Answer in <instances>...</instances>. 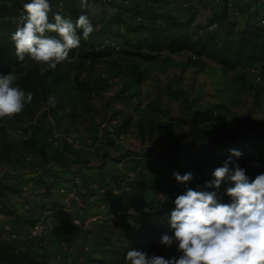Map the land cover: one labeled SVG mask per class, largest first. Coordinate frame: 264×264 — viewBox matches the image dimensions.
<instances>
[{
  "label": "rangeland",
  "instance_id": "1",
  "mask_svg": "<svg viewBox=\"0 0 264 264\" xmlns=\"http://www.w3.org/2000/svg\"><path fill=\"white\" fill-rule=\"evenodd\" d=\"M188 1L199 10L200 16L211 12L217 2ZM256 1L264 5V0ZM89 5L96 12L97 5ZM90 12L88 9L89 15H93ZM240 22L243 23V19ZM72 66L71 85L77 89L78 83L82 86L75 94L74 104L65 108L59 120L50 114L49 105L42 97L27 106L32 111L30 114L21 112L0 119V176L33 188L36 193L43 191V184L39 182L48 171L57 173L68 168L75 171L85 168L77 175L86 178L84 183L79 181L82 190L88 185L94 186L90 184L92 178L144 181L143 166L122 162L118 159L120 152H167L174 144L188 140L191 126H237L247 116L264 122V79L255 65L222 68L212 60L189 52L163 51L153 61L117 52L95 61L74 59ZM134 66L142 75L141 82L133 74ZM125 116L131 117L126 132L121 129ZM147 122L168 125L170 131L163 135L142 134L138 126ZM250 162L256 176L264 174V145L258 155L251 156ZM195 170L198 168L191 167L188 171L193 174L189 185L198 190L205 183L204 178L209 181L213 176L201 171V177L197 178ZM30 179L34 186H29ZM113 185L116 189L115 182ZM226 189L224 182L216 190L221 203L231 202ZM97 190L101 197H108L107 189L97 187ZM68 191L62 198L56 187L51 189V197L57 199L60 206L52 208L47 204V209L40 205L45 201L49 203L48 198L29 192L21 196L11 194L9 206L14 213L8 216L7 222L0 221V242L11 249L26 251L47 264H94L89 259L73 257L77 244L89 248V251H85V247L79 250L86 257L94 252L110 255V249H97L96 245L99 240L110 245L117 237L120 242L126 235V221L122 224L107 221L108 202L95 199L93 203L88 197L82 199L74 189ZM181 194L178 190L162 193L161 201L154 205L162 220L168 221L175 207L174 200ZM96 215L103 219L94 221L92 218ZM36 223L42 227V233L31 236L30 229ZM59 224L64 230L58 228ZM122 227L124 231L120 230ZM77 239L80 242H76ZM156 242L164 247L159 240ZM169 253L179 256L175 245Z\"/></svg>",
  "mask_w": 264,
  "mask_h": 264
},
{
  "label": "trees",
  "instance_id": "2",
  "mask_svg": "<svg viewBox=\"0 0 264 264\" xmlns=\"http://www.w3.org/2000/svg\"><path fill=\"white\" fill-rule=\"evenodd\" d=\"M182 1H186L183 7ZM211 12L200 16L199 10L188 0H88L95 3L97 9L90 19L99 26L88 39L82 32L80 46L69 52V58L59 64L56 69L40 74V65L27 55L20 62L15 54L11 34L16 30L19 18L23 14V4L30 0H0V76L13 72L17 76L16 85L25 92L33 93V100L26 104L22 112L31 113L28 105H32L41 97L48 103V97H56L55 106H50L49 112L55 120L68 105L74 104L78 89L72 84L74 59L98 60L122 53L141 59L153 61L161 52H189L198 58H207L222 68L258 67L264 79V15L259 16V5L256 0H216ZM52 15L59 13L73 22L81 14H88V9L80 7V0H49ZM231 3V6L229 5ZM179 4V5H177ZM184 8V9H183ZM244 22L241 23L240 20ZM50 35L55 36V33ZM112 43L119 46L118 51ZM136 80L141 82V73L137 66L132 68ZM131 122L130 116H125L121 129L127 131ZM142 134L153 135L158 132L163 135L170 131L168 125H157L147 122L138 126ZM264 145V122L254 121L247 116L237 126H210L202 128L191 126L189 138L185 143H177L167 151L147 152L152 162L143 166L151 171V176L144 181L138 179L114 178L116 195L108 191V211H120L122 218L131 223L132 233L124 235L116 257L90 259L94 264H125V256L130 250H141L149 256L162 255L171 257L170 249L160 247L156 240L163 234H172L168 221L162 220L161 213L154 205L161 201L163 192L178 190L182 194L187 185L176 181L173 173L181 175L188 173L191 167L212 176L214 170L223 165L230 157V149L242 153L233 161L246 171L249 180H254L256 172L251 166V156L258 155ZM130 155V151L120 152V158ZM231 167V166H230ZM77 176V175H76ZM81 180V178H79ZM62 181L69 182L81 196L94 194L93 189L82 190L74 178L69 179L54 175L51 182L40 181L43 191L8 181L0 176V215H12L14 210L9 206V197L23 192L42 196L50 201L43 202L40 208L60 206L57 199L51 196V189ZM94 182V181H93ZM226 188L234 186L231 181H225ZM104 188L107 184L102 183ZM127 189L122 188L123 186ZM192 188V187H191ZM167 249V250H166ZM0 264H47L33 258L28 252L14 250L0 242Z\"/></svg>",
  "mask_w": 264,
  "mask_h": 264
},
{
  "label": "clouds",
  "instance_id": "3",
  "mask_svg": "<svg viewBox=\"0 0 264 264\" xmlns=\"http://www.w3.org/2000/svg\"><path fill=\"white\" fill-rule=\"evenodd\" d=\"M80 7L95 14L88 0H80ZM51 11L49 0L24 3L23 14L11 34L18 60L24 61L27 55L40 65L41 75L56 69L68 60L70 50L80 46L78 31L86 40L99 27H94L88 14L79 15L73 22L55 13L50 20ZM16 80L13 72L0 76V119L21 113L33 100V93L21 89ZM48 103L54 107L56 97L50 95ZM241 156L240 151L230 149V157L214 170L213 179L198 190L187 187L175 198V207L167 218L172 234H163L159 243L167 249L175 245L178 257L149 256L133 249L127 252L125 264H264V174L250 181L232 159ZM173 176L184 185L193 180L191 172H174ZM225 181L234 185L226 189L230 203L219 202L217 196L216 190Z\"/></svg>",
  "mask_w": 264,
  "mask_h": 264
},
{
  "label": "crops",
  "instance_id": "4",
  "mask_svg": "<svg viewBox=\"0 0 264 264\" xmlns=\"http://www.w3.org/2000/svg\"><path fill=\"white\" fill-rule=\"evenodd\" d=\"M258 5H259V3H257ZM259 7V12H260V14H259V16L261 17V16H263L264 15V5L263 6H258ZM209 13V12H208ZM207 14V13H206ZM205 14V15H206ZM244 21V20H243ZM118 159H119V157H118ZM120 160L122 161V162H127L128 161V163L127 164H130V165H133V164H139V165H145V164H147V163H149V162H152L153 160L151 159V157L148 155V154H141V153H139V152H137V151H134V150H131L130 151V155L129 156H126V157H124V158H120ZM126 160V161H125ZM102 168H103V166L102 167H100L99 168V171H101L102 170ZM85 168H82V169H78V171H75V169L74 168H68V169H65V170H62V171H60V172H57V173H53L52 171H48L49 173H47L46 175H44L45 177H47V178H45L44 176H43V179L42 180H45V181H51V180H53V176L54 175H59V176H62V177H65V178H69V179H72V178H74L76 175H79V174H81V172H84L83 170H84ZM149 173H151V171L150 170H148L147 168H144L143 167V169H142V174H143V176L144 177H149L148 176V174ZM49 174V175H48ZM52 174V175H51ZM48 179V180H47ZM84 179H86L84 176L82 177V181H83V183L85 182V180ZM114 179V178H113ZM113 179H111L110 181H108L107 179H105L106 181H99V180H97V179H90V184H93L94 183V186L93 187H91L90 185H88L87 186V188H90V189H93V191H94V194H92V195H86V196H81V198L83 199L84 197H88L89 198V200H91V202H93V203H95L96 201H94L95 199L96 200H103V201H105V202H108V200H107V198L108 197H101V196H103V195H100V192L97 190V187H101L103 190H105L106 191V189H107V191H110V194L111 193H113V191H114V189L112 188V186H114L113 185V183H114V180ZM31 180L32 179H30V181H28V184H30L29 186H34V184H32V182H31ZM33 181V180H32ZM94 181V182H93ZM35 182V181H34ZM102 183H105V184H107V186H106V188H104V186L102 185ZM32 184V185H31ZM77 184H79V183H77ZM55 187L57 188V194L59 195V196H61L62 198L63 197H66L67 195H68V193L70 192V191H68V190H70V189H74L75 190V188H72V187H70V184H69V182H65V181H62L60 184H58V185H55ZM54 187V188H55ZM54 188H52V189H54ZM78 194V193H77ZM79 195V194H78ZM111 195H113V194H111ZM59 199V198H58ZM108 204V206H109V202L107 203ZM107 213L109 212L108 211V209H107V211H106ZM9 215H1L0 216V221L1 220H3L4 222H7L8 221V219H9V217H8ZM106 218H107V221H109V222H111V220L107 217V216H105ZM126 220L124 219V218H122V219H120L119 221H116V222H114L115 224L117 223V222H119L120 224H122L123 222H125ZM112 223H113V221H112ZM60 226L58 227L59 229H61V230H64L63 229V225H61V224H59ZM8 226H9V223L6 225V228H8ZM125 227H126V229H125V232H126V234H131L132 233V226H131V223H129L128 221H126V225H125ZM66 230H68V232H72V229H66ZM120 230H122V231H124V229H123V227L122 228H120ZM27 232H28V230H27ZM79 235V234H78ZM77 235V236H78ZM80 239H77L76 240V242H80L79 241ZM101 242V240H99V243L96 245V248L97 249H102L101 247H106V248H108V249H110L108 252H109V254L110 255H105V254H103V253H101V252H94V253H92L90 256H88V257H86V256H84V254L82 255L80 252H79V250H82V248L84 249V247H86V246H84L83 247V244H77L76 246L77 247H75V249H73L74 250V252H73V257H75V258H80V259H93V258H103V257H108V258H111V257H116V254L118 253V251H119V249H120V246H119V240H118V237H117V239L116 238H114V240H113V242H111V244L109 245H107V244H104V243H100ZM107 245V246H106ZM95 248V249H96ZM91 250V249H90ZM38 260H40V261H42L41 259H38ZM92 262V261H91Z\"/></svg>",
  "mask_w": 264,
  "mask_h": 264
},
{
  "label": "built area",
  "instance_id": "5",
  "mask_svg": "<svg viewBox=\"0 0 264 264\" xmlns=\"http://www.w3.org/2000/svg\"><path fill=\"white\" fill-rule=\"evenodd\" d=\"M183 7H186V5H187V2L186 1H182V4H181ZM230 6H231V3L229 4ZM112 46L113 47H115L116 49H118L119 48V46L117 45V44H115V43H112ZM200 173H201V171L200 170H195L194 171V174H195V176L197 177V178H200L201 176H200ZM130 180H133V178H129ZM74 180L76 181V183H79V181H80V179H79V177L78 176H75L74 177ZM206 181H208V179H205L204 178V182H206ZM123 186V185H122ZM122 188H124V189H127V187H125V186H123ZM118 193V190L117 189H114V191H113V195H116ZM69 195H72V193H70ZM109 213V212H108ZM1 216V215H0ZM110 220H112V221H114V222H116V221H119L120 219H122V216H121V213H120V211H114V212H112V213H109V217H108ZM94 221H96V220H100V219H103L101 216H99V215H96V216H94L93 218H92ZM42 233V227L39 225V223H36V224H34L32 227H31V229H30V234H31V236L32 235H34V236H36V235H38V234H41ZM15 235L13 234V237H14ZM85 251H89V248L86 246L85 247Z\"/></svg>",
  "mask_w": 264,
  "mask_h": 264
}]
</instances>
